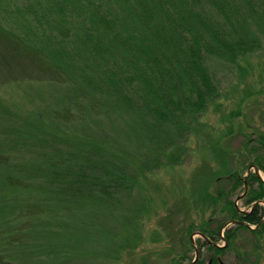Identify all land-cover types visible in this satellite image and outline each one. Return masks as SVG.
<instances>
[{
	"label": "trees",
	"instance_id": "trees-1",
	"mask_svg": "<svg viewBox=\"0 0 264 264\" xmlns=\"http://www.w3.org/2000/svg\"><path fill=\"white\" fill-rule=\"evenodd\" d=\"M83 1L104 25L92 44L87 31L81 47L91 61L82 67L63 48L74 35L67 20H50L56 52L0 24V44L8 48L2 50L24 52L36 72L28 79L38 83L23 95L26 113L0 101V264H119L140 245L152 210L143 180L184 163L187 132L216 101L213 76L228 66L250 73L264 49V0H76V6ZM44 81L54 86L45 91ZM258 139L262 145L264 135ZM218 142L207 148L218 169L196 179L190 200L194 208H220L226 218L215 228L192 224L188 236L198 229L212 242L224 238L227 247L204 239L211 258L195 264H220L239 231L264 234V182L249 174L243 198L254 208L240 211L229 198L243 193L246 176L232 169L231 153ZM256 164L264 171L263 158ZM234 220L242 223L222 237ZM153 236L162 242L159 231ZM188 243L193 248L192 238Z\"/></svg>",
	"mask_w": 264,
	"mask_h": 264
},
{
	"label": "rangeland",
	"instance_id": "rangeland-1",
	"mask_svg": "<svg viewBox=\"0 0 264 264\" xmlns=\"http://www.w3.org/2000/svg\"><path fill=\"white\" fill-rule=\"evenodd\" d=\"M75 1L0 0V24L20 36L29 37L38 44L46 42L51 50L55 51L60 45L58 46L55 33L51 31L50 20L53 18L64 22L67 20L73 27L74 35L70 37L68 46L63 48L67 50L69 60L78 62L82 67L83 63L87 64V60L88 63L91 61L89 58L85 59L91 52L81 47V43L86 38L87 31L93 33L92 41L87 43L92 44L96 41L103 23L99 25L98 19L85 9V1L80 7L76 6ZM95 11L97 15L105 11L107 13L106 8L102 9V12ZM105 23H108V19ZM1 47L8 49L6 45L0 44V101L12 110L22 108L20 112L26 113L30 104L24 102L23 95L38 84L28 79L34 77L36 72L30 66V62L26 61L24 52L20 56H14ZM252 63V69L248 74H243L232 66L216 72L213 76L217 85L216 101L210 103L207 110L199 114L198 121L202 124L195 125L196 131L187 132L185 137L188 149L184 163L172 169L158 171L150 176L148 181L143 180L147 187L145 195L151 203L152 210L141 224L140 245L134 251H126L121 256L119 264H172L170 262L175 259L176 264H191L195 250L188 242L193 234L194 242L199 249L198 258L205 263L210 260L212 253L207 250L204 239L196 234L199 230L194 229L189 238L188 229L192 224L200 227L207 221L212 222L211 227L215 228L216 223L224 221L226 215L220 208L216 211L203 205L194 208L190 192L195 186L196 179L208 168L218 169V165L208 153L207 148L211 141H219L218 144L231 153L232 169L241 177L246 176L250 166L257 167L256 161L259 158L264 159V143L261 145L258 139L264 135V49L255 53ZM39 85L44 87L45 91L54 86L45 81ZM247 136L250 138V145L246 148ZM23 153L24 157L28 154L27 151ZM259 173L264 180V171L259 169ZM253 186L257 188V184ZM218 188L216 184L210 192ZM220 188L225 192L230 189L225 184ZM241 191V188L238 189L229 199L235 201L239 209L250 212L254 208L252 204L247 205L244 198L237 201V197L242 194ZM238 192L241 194L237 196ZM257 203L263 205V202ZM230 227L231 224H228L225 229ZM155 231L162 234L161 243L152 241ZM221 235L224 236L223 233ZM216 242L220 246L225 245L223 239ZM165 252L169 253L167 258H163ZM18 253L19 256H27V252ZM218 259L220 264H264V234L257 236L239 231L231 247L219 255ZM3 260L8 263L7 258ZM13 263L18 264L16 261Z\"/></svg>",
	"mask_w": 264,
	"mask_h": 264
},
{
	"label": "water",
	"instance_id": "water-1",
	"mask_svg": "<svg viewBox=\"0 0 264 264\" xmlns=\"http://www.w3.org/2000/svg\"><path fill=\"white\" fill-rule=\"evenodd\" d=\"M252 168H253V171H251ZM251 172L255 173V174L261 179V176H260V173H259V169H258L256 166H250V167L248 168V170H247L246 179H245V181H244V191H243V193H242L240 196L237 197V201L240 200V199H242L243 196H244V195L246 194V192H247V189H248L247 177L249 176V174H251ZM261 180L264 182L263 179H261ZM240 211L244 212L243 210H240ZM238 222H239V221H235V220H234V221H231V222L227 223V224L223 227L222 231L225 229V227H226L228 224H234V223H238ZM239 223H242V222H239ZM243 224H245V223H243ZM250 228H251V227H250ZM251 229H254V228H251ZM222 231H221V232H222ZM222 233H223V232H222ZM196 234H198L201 238H203V239L209 241L212 245H214V246H216V247H218V248H223V247H226V246H227V243H226L225 240H224V241H225V245H224V246H220V245H218L217 243L212 242L211 240H209V239L206 237L205 234L200 233V232H197ZM193 236H194V234L192 235L191 238H192V243H193V247H194V250H195V256H194V259H193V261H192L191 264H195V263L197 262V260H198V254H199V249L197 248V246H196V244H195V242H194ZM221 236H222V235H221ZM222 237H223V236H222Z\"/></svg>",
	"mask_w": 264,
	"mask_h": 264
}]
</instances>
